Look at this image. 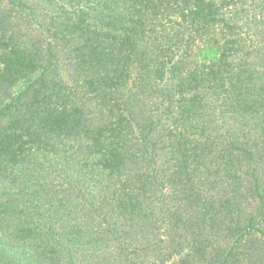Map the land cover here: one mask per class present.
Masks as SVG:
<instances>
[{"label":"trees","instance_id":"trees-1","mask_svg":"<svg viewBox=\"0 0 264 264\" xmlns=\"http://www.w3.org/2000/svg\"><path fill=\"white\" fill-rule=\"evenodd\" d=\"M0 264H264V0H0Z\"/></svg>","mask_w":264,"mask_h":264}]
</instances>
